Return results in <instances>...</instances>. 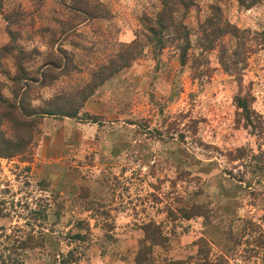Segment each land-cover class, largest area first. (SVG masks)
Segmentation results:
<instances>
[{"label": "rangeland", "instance_id": "1", "mask_svg": "<svg viewBox=\"0 0 264 264\" xmlns=\"http://www.w3.org/2000/svg\"><path fill=\"white\" fill-rule=\"evenodd\" d=\"M97 1L105 19L79 24L65 9L72 0H0V154L18 127L27 145L0 156V264H62L68 252L71 264H134L142 246L145 264H166L194 256L201 241L211 261L264 264V2H216L225 22L249 31L242 57L233 60L239 50L228 34L211 50L196 45L212 1L197 0L182 19L181 65L179 41L166 39L160 52L150 44L75 118L31 119L30 108L87 77L50 67L39 77L45 64L63 62L64 51L77 65L82 46L100 63L159 7ZM236 96L249 102L248 124ZM148 224L163 238L155 245L144 240ZM27 236L35 247L15 250V238Z\"/></svg>", "mask_w": 264, "mask_h": 264}, {"label": "trees", "instance_id": "2", "mask_svg": "<svg viewBox=\"0 0 264 264\" xmlns=\"http://www.w3.org/2000/svg\"><path fill=\"white\" fill-rule=\"evenodd\" d=\"M159 7L151 14L152 16H146L142 14L141 24L143 26L142 30L134 34V38L124 44H120L116 54H111L106 56V58L100 63H94L92 59L88 58V49L84 46L81 47L82 60L78 62L77 65L70 64V60L66 56L67 54L63 51L64 56L59 62L54 65L51 63L45 64L46 68L39 77L43 76V72L49 71L48 67L53 69H60L57 72V76H68L71 71L75 73L86 72V79L81 83L80 86L72 89L71 92L65 94L56 93L50 98L42 101L41 107L37 109L30 108L31 119L35 117H66L75 118L78 110L81 108L82 104L91 96L93 91L99 87L103 82L109 79L112 75L118 71L129 67L141 54L144 47L152 44L157 52L163 49L164 41L171 38L174 41H179L181 43L178 61L180 65L184 62L185 52L187 50L189 42V32L186 26L183 24L182 19L186 15L187 11L191 7H196L197 0H158ZM238 6L248 9L255 5H258L264 0H234ZM217 0H212L208 6V16L198 24V42L196 45L204 51L211 50L214 44L213 39L223 37V35L228 34L234 39V46L239 50L237 54L233 53V60L239 55L242 57L244 55V43L246 37L244 35L248 34V30L239 31L234 26L225 22L220 15V11L216 5ZM66 11L72 12L82 17L81 23L97 22L100 19H105L107 16L104 6L97 0H72V5L65 8ZM77 24V25H79ZM77 25H74L75 28ZM67 31H61L64 35ZM67 34V33H66ZM65 34V35H66ZM240 35V36H237ZM75 36V35H74ZM264 37V34H263ZM264 39L262 40V43ZM151 46V45H150ZM242 54V55H241ZM85 58V59H84ZM43 80V79H42ZM35 82V81H34ZM41 86H45L44 82H40ZM236 109L240 110V115L246 124L249 123L248 113L250 108L248 106V100L244 96H236L233 100ZM33 111V112H32ZM18 119H21L19 116ZM16 136L14 142H5L4 144L11 143L7 148L10 150L9 154H0L2 157H7L6 155L15 156L23 153L24 146L27 145L24 141H21V129L18 127L16 130ZM31 131L30 129L28 130ZM30 140V138H28ZM30 143V142H28ZM9 156V157H10ZM144 240H150V245H155L162 241L163 238L158 233H149V229L156 230V227L151 225L143 226ZM152 232V231H151ZM149 235L151 238H149ZM154 235V236H153ZM263 241L258 242L262 244ZM36 240L32 236H27L23 239L15 238L14 247L17 249H31L34 248ZM263 245V244H262ZM150 253L149 246H142L138 249L135 257L134 264H145L148 260V254ZM62 264H71L76 261L71 252L63 258ZM15 264V262H14ZM21 264V263H19ZM166 264H226L222 258L218 260L211 261L208 258V246L205 242L201 241L197 246L196 253L194 256H190L184 260H172L168 261Z\"/></svg>", "mask_w": 264, "mask_h": 264}]
</instances>
